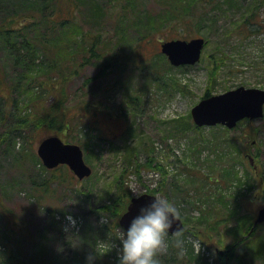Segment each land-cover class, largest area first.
<instances>
[{
	"label": "rangeland",
	"instance_id": "1",
	"mask_svg": "<svg viewBox=\"0 0 264 264\" xmlns=\"http://www.w3.org/2000/svg\"><path fill=\"white\" fill-rule=\"evenodd\" d=\"M33 1L35 4L30 7H26L22 0L12 1L15 9L36 16L26 28L30 27L29 36L43 33L42 21L38 20L40 15H37V6L43 0ZM231 2L233 0L215 1L208 11L215 20L206 17L199 27L191 22L189 26L199 29L186 35L175 23L176 10L178 12L182 5L179 0H75V12L58 15L70 21L67 26L56 29V35L66 33L59 43L63 47L53 52L56 56L69 57L68 44L64 43L70 44L80 37L75 34L76 22L82 31L100 32V38L108 42L103 48L106 54H103L111 60L109 69L105 68L108 73L95 78L102 71L101 64L92 58L80 65L78 60L85 54L80 52V45L75 46L73 57L68 59H75L77 73L73 74L71 63L66 71L67 78L62 80L68 96L65 103L70 105L66 112L78 111L79 106L91 101L100 107L107 106L112 116L108 119L99 117L98 129L90 124L84 126L81 121L80 124H71L66 133L58 132L65 142L77 143L81 147L83 158L92 169L91 174L83 179H78L64 164L57 166L55 173L65 178H48L50 173L44 170L36 149L40 139L53 134L51 130H47V134L42 132L37 142L29 143L22 137H15L20 129L3 132L4 125L0 124V134H5L1 149L6 150L0 152V241L5 244L0 252L5 257L14 256L11 261L6 260V264H87L83 260L94 248L104 252L111 262L117 260V237L123 228L118 223L120 215L115 217L114 209L105 210L102 206L111 203L119 182H123L132 195L154 191L173 202L184 223L181 246L192 247L194 257L202 264H220L216 248H228L234 242L229 228L235 219L246 213L255 218L258 209L264 206V116L253 119L252 126L242 119L233 128L222 125L199 127L203 137L218 133L219 142L227 137H241L240 150L235 143L228 150H233L234 156L231 169L241 176L246 169L255 171L248 173L249 178L246 177L237 196L241 206L236 209V217L217 224L220 206L216 204L215 211H208L210 206L205 194L214 195L216 188L221 189L225 184L219 186L215 180L203 181L201 178L209 173L208 164L216 159L221 147L208 146L201 141L198 130L192 127L194 123L190 115L191 107L206 91L217 94L240 85L264 88V33L242 38L232 31L241 24L240 16L243 15L239 10L242 12L246 3L237 0V4L233 2L231 5ZM96 3L104 8L100 19H94L91 13V5ZM8 5L5 0H0V16L10 10ZM201 8L198 7V12ZM258 10L259 17L264 18V4ZM119 28L125 29L121 31ZM184 36H203L206 44L198 63L175 67L162 54L160 44ZM213 56L217 59L223 56L215 63V70H211ZM11 59L0 48V63L7 76H14L19 70ZM53 100L54 97L48 95L45 102L48 104ZM88 131L91 135L85 134ZM150 147L153 151H148ZM238 151L243 156L242 161H239ZM150 157H154L151 164L153 166L156 162V168L145 166ZM250 159L252 163H249ZM183 164L195 174L183 170ZM184 178L192 182L185 183ZM244 178L240 177V180ZM228 183L231 193L238 189L235 179ZM68 213L77 220L78 233L68 236L73 244H77L75 246L67 239L68 233L64 229ZM210 218L217 228L211 230L212 237L205 238L203 243L192 231L194 226L205 228L207 225L200 222ZM104 226L107 231H103ZM60 243L64 244L63 251L58 250ZM168 243L165 237L164 247L157 255L162 264H177V256L174 260L168 258L165 263L164 256L175 245ZM113 244L114 247L105 252ZM249 247L253 257L247 251ZM185 251L183 248L184 255ZM239 260L243 264H264V221L257 224L245 242L230 249L227 261L239 264Z\"/></svg>",
	"mask_w": 264,
	"mask_h": 264
},
{
	"label": "trees",
	"instance_id": "2",
	"mask_svg": "<svg viewBox=\"0 0 264 264\" xmlns=\"http://www.w3.org/2000/svg\"><path fill=\"white\" fill-rule=\"evenodd\" d=\"M9 3L8 6H11L8 12L1 13L0 16V48L5 50V52L10 56L12 64L14 67L18 68V72L14 76H7L5 72V67H3L0 63V124L5 129L3 132H12L11 130H18L20 132L15 134V137H22L24 141L29 143L37 142L40 137L39 135L43 132L47 134V130H51L53 134H59L58 132L66 133V131L71 127V124L77 123L80 124L83 121L84 126H88L89 124L98 129V121L99 117L103 116L105 119L111 117V110H107V106L100 107L93 102H87L84 106L80 107L78 111L66 112L70 105H66V101L68 100L67 93L65 91L64 86L62 85V80L66 79V71L69 69L72 63V72L73 74L77 73L75 59H68L69 57H73L72 54L75 52V46L80 45L79 48H82L80 52H82L83 57L78 60L79 64L88 63L92 58H94L98 63L101 64L102 71L98 74L97 77L104 76L108 73L105 71V68L111 66L107 57H105L106 52L103 51L105 43V38H100V32H85L82 31L75 22V34H78L80 37H76L68 44L69 57H58L53 52L63 46H59L60 40L63 39L65 32H62L61 35H56V29L58 26L61 28L67 26L68 18H60V14L62 13H70L75 12V0H43L42 6H37L40 15V21H42V35L37 33L38 35L29 36L30 27L26 29L29 25V22L36 17L32 12H24L19 9H15L12 3L13 0H5ZM181 2V9L175 13V23L177 28L180 27L185 31V35L191 33L193 30H198L199 28L189 26L192 22L194 25H200V23L204 20L212 18L215 20L214 16H209L208 11L211 10L212 5L216 2H220V0H179ZM243 2V0H239ZM23 3L26 4V7H30L31 4L34 3L33 0H22ZM54 2V3H53ZM236 4L237 0H233ZM231 2V5H233ZM201 3V5H199ZM246 3L243 11L240 12L242 17L240 16V23L236 26V29L232 31H236V34L241 35L242 38L248 37L250 35H260L264 33V18L259 17V8L264 4V0H244ZM35 4V3H34ZM37 5V4H36ZM91 5V4H90ZM201 6V12H198V7ZM92 16L94 19H100L104 14V8L101 4H92ZM33 11V10H32ZM36 10L33 12L37 13ZM3 14V15H2ZM58 17H56L55 15ZM173 14V13H172ZM73 15H71V19H73ZM34 21V20H33ZM74 22V21H73ZM170 22V21H169ZM31 24V23H30ZM33 24V23H32ZM121 22L119 23V25ZM188 27H184V26ZM33 26V25H32ZM180 26V27H178ZM73 27V26H72ZM123 27V25L121 26ZM199 27V26H198ZM123 31L125 28H119ZM68 30V29H67ZM61 32V30H59ZM68 33V32H67ZM74 35V34H73ZM182 38H185L182 37ZM104 40V41H103ZM56 47V48H55ZM105 53V54H103ZM40 58V60H38ZM55 58V60H51ZM64 58L63 60H58ZM216 58V59H215ZM113 59V58H112ZM223 59V56L218 58ZM217 57L213 56L212 58V69L217 68L215 64L217 62ZM77 61V62H78ZM106 61V62H105ZM101 62V63H100ZM77 64V66L79 65ZM109 69V68H108ZM44 75V77H42ZM8 78V79H7ZM211 93L206 91L202 97L208 96ZM51 95L54 97V100L47 104L45 100L47 96ZM130 100H134L135 98L129 97ZM138 100V99H135ZM72 105H75L72 104ZM30 108L29 110H27ZM32 110L34 111L32 113ZM120 109L118 110V112ZM78 113V114H77ZM122 115V113H121ZM13 119V120H12ZM249 126L251 125L252 120H246ZM247 126V125H246ZM194 128L198 130L197 136H199L208 146L216 145L221 148L223 145L225 148L221 149L216 153V159L214 161L209 162V173L205 174L201 179L203 181H217L216 183L225 184L221 189L216 188V192L213 194H205V200L208 202V206H210L208 211H215V205H219V218L216 220V223H224L231 219V217H236V209H239L241 206L240 201L237 199V196L240 195V189L245 185L246 180L249 178L248 173L252 174L255 171L253 169H246L242 174L245 176L239 175L236 170L231 169L233 165V150L228 151L229 148L233 147L232 144L235 143L237 149L241 147L242 139L241 137H227L224 138L223 141H217L219 135L218 133H210L209 137H203L199 132L202 128H199L195 124H193ZM2 128V129H3ZM251 128V127H250ZM23 130L24 132L22 133ZM197 132V131H195ZM86 135H91V131L85 133ZM98 136V131L95 133ZM133 134V131H131ZM251 134V133H250ZM5 134L1 132L0 134V152H4L6 150L1 149V142L4 140ZM244 136V135H243ZM79 142V140H78ZM85 148H87V143L83 144ZM144 146V145H143ZM240 150V149H239ZM148 151H153V148L150 147ZM239 161H242L243 156L239 154ZM151 160L145 164L146 167L156 168L157 163L152 166V162H154V157H150ZM210 161V160H208ZM40 162V161H39ZM250 163V162H249ZM137 166H139L137 164ZM249 167V166H248ZM58 168V167H57ZM57 168L48 170L44 167V170L48 171L49 179H59L60 177L65 178L64 175H56ZM182 169L187 171L190 174H195L194 172H189V167L183 164ZM184 173V172H182ZM215 174V175H214ZM264 176V175H263ZM230 177V178H228ZM244 178V180H240ZM247 177V179H246ZM185 183H191L192 180L188 178H184ZM237 182L239 185L237 188H231L233 192L231 193L229 181ZM189 180V181H188ZM264 180V177H263ZM262 180V181H263ZM223 181V183H222ZM235 183V182H234ZM218 186V187H219ZM182 187V185H181ZM247 188H249L247 186ZM251 188V187H250ZM198 191L200 189L198 187ZM154 193V191H149ZM202 194V192H201ZM200 194V195H201ZM199 195V196H200ZM132 197V194L129 190H127L123 186V182H119L117 184V191L112 196V201L108 205L102 206L105 210H113V214L115 217H118L125 211L126 206ZM197 197V196H196ZM213 199L210 201V198ZM232 202H230L231 198ZM1 213V212H0ZM254 218L249 214H239L238 218L235 219L234 225L229 228L230 237L234 241L229 244L231 250L237 247L240 243L245 242L246 237L250 236L257 226L253 225ZM215 222V221H214ZM214 222L212 219H207L204 222H200V224H206L205 228H200V226H194L195 230L192 231V234L198 237L201 242L204 243V239H210L212 237L211 230L217 228V226H213ZM117 225V221L115 222ZM202 225L201 227H204ZM56 227L55 224H53ZM107 231V229L103 228V231ZM251 230V231H250ZM184 231H180L177 234H169L165 237L168 238V244H174L173 248L169 249V253L164 256L165 263L170 260H174L177 256L179 258L177 264H184L187 262L198 263L199 259L194 257L193 248L188 246L186 248V244L181 246V242L183 241ZM179 241V243H177ZM0 245L5 246L3 242L0 241ZM186 249L185 255L182 253V250ZM94 249L90 250L92 252ZM98 250V249H97ZM101 252L100 250H98ZM247 251L250 252L251 257L254 256L251 248L249 247ZM89 252V253H90ZM244 252V250H243ZM88 253V254H89ZM103 253V252H101ZM245 254V253H244ZM75 256V254H74ZM14 256L9 254L6 257L7 261H11ZM78 257V256H77ZM107 257V255L98 254L96 255L94 264H113L117 263V260L111 262ZM88 264L87 258L84 260ZM202 264L201 262H199ZM25 264H29L25 262ZM239 264H243L241 260H239Z\"/></svg>",
	"mask_w": 264,
	"mask_h": 264
},
{
	"label": "water",
	"instance_id": "3",
	"mask_svg": "<svg viewBox=\"0 0 264 264\" xmlns=\"http://www.w3.org/2000/svg\"><path fill=\"white\" fill-rule=\"evenodd\" d=\"M204 42L203 37L170 39L161 43V51L175 66L194 64L200 59ZM190 113L193 122L198 126L222 124L232 128L240 119H256L263 116L264 88L238 86L222 93L203 97L191 107ZM36 151L47 168L66 164L78 179L87 177L91 173V167L85 162L81 147L76 143L63 141L58 135L42 138ZM154 195L141 193L131 197L126 210L119 216V225L126 228L139 205L147 202ZM262 221H264V206L259 208L254 225ZM183 228V221L178 216L168 232L174 234ZM216 252L220 261L227 264L225 261L227 250L217 248Z\"/></svg>",
	"mask_w": 264,
	"mask_h": 264
},
{
	"label": "clouds",
	"instance_id": "4",
	"mask_svg": "<svg viewBox=\"0 0 264 264\" xmlns=\"http://www.w3.org/2000/svg\"><path fill=\"white\" fill-rule=\"evenodd\" d=\"M151 197L147 202L139 205L138 210L131 216L127 227L122 228L118 233L117 264H162L157 254L164 247L168 230L178 219V208L165 196L154 195ZM102 219L106 222L104 217ZM67 221L64 229L68 233V239L70 233H78V231L76 230V217L68 213ZM69 242L73 246L77 245L70 240ZM113 247L114 244L105 252ZM63 249L64 244L60 243L58 250L63 251ZM103 253L94 248L87 256L88 264H94L96 255ZM0 264H6V257L2 252H0Z\"/></svg>",
	"mask_w": 264,
	"mask_h": 264
},
{
	"label": "bare ground",
	"instance_id": "5",
	"mask_svg": "<svg viewBox=\"0 0 264 264\" xmlns=\"http://www.w3.org/2000/svg\"><path fill=\"white\" fill-rule=\"evenodd\" d=\"M225 261H226L227 264H232L230 261L229 262L227 261V257H225ZM220 264H223V263L221 262Z\"/></svg>",
	"mask_w": 264,
	"mask_h": 264
}]
</instances>
